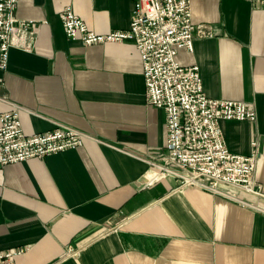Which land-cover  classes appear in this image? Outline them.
I'll return each instance as SVG.
<instances>
[{
    "label": "crops",
    "instance_id": "crops-1",
    "mask_svg": "<svg viewBox=\"0 0 264 264\" xmlns=\"http://www.w3.org/2000/svg\"><path fill=\"white\" fill-rule=\"evenodd\" d=\"M133 6L19 0L17 16L33 22L34 38L29 50L11 48L0 69V116L18 109L27 136L66 126L87 138L0 169V252L23 251L15 264H264V4L190 0L192 23L211 36H196L193 51L176 57L200 68L207 97L257 111L254 122L220 126L231 153L257 148L263 195L180 187L166 113L147 103L134 41L87 47L62 27L71 8L99 35L127 31ZM68 248L78 254L66 256Z\"/></svg>",
    "mask_w": 264,
    "mask_h": 264
},
{
    "label": "built area",
    "instance_id": "built-area-1",
    "mask_svg": "<svg viewBox=\"0 0 264 264\" xmlns=\"http://www.w3.org/2000/svg\"><path fill=\"white\" fill-rule=\"evenodd\" d=\"M249 2L256 0H247ZM264 4V0H258ZM127 31L99 35L89 29L71 8L61 13L62 27L71 41L85 46L134 41L140 55L147 103L166 113L167 156L184 172L181 186H199L222 194L223 186L263 195L254 181L257 148L249 156L229 151L220 122L257 119V111L243 101L218 100L204 92L200 68L177 62L178 50L193 51L195 37L211 36L192 23L190 0H133ZM19 0H0V69L9 63V51L33 44L32 21L17 16ZM87 136L61 126L45 134L27 136L18 109L0 116V169L32 158H45L83 146ZM255 145V144H254ZM172 171H166L169 173ZM172 174H175L172 172ZM23 251L0 252V264H15ZM77 250L67 249L66 256Z\"/></svg>",
    "mask_w": 264,
    "mask_h": 264
}]
</instances>
